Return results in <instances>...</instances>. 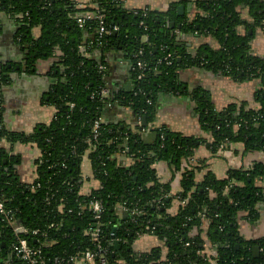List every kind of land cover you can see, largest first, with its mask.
Masks as SVG:
<instances>
[{"label": "trees", "instance_id": "16d2710c", "mask_svg": "<svg viewBox=\"0 0 264 264\" xmlns=\"http://www.w3.org/2000/svg\"><path fill=\"white\" fill-rule=\"evenodd\" d=\"M124 1L93 0V7H79L76 0H0V12L16 21L15 38L26 53L25 64L17 71L32 72L39 59L55 60L51 73L56 85L49 102L56 111L49 124L31 134L9 133L2 124L0 108V141L7 138L36 144L42 152L38 178L31 184L18 178L15 156L0 154V197L14 209V222L26 229L20 236L30 245H41L48 257L64 249L70 253L92 247L85 230L94 222L91 203L100 199L105 206L101 227L103 243L109 247V264H264V238L244 239L237 222L242 211L255 218L256 207L264 203V190L256 185L264 179L263 163H255L247 171L231 169L225 179L208 173L198 182L195 168L189 169L188 164L202 138L161 127L155 129L154 141L146 143L141 134L144 122L135 130H126L104 120L109 104L117 102L128 106L137 121L153 120L160 93L187 91L178 70L198 67L236 81L260 83L258 110L229 107L227 113L216 111L209 98L193 93L200 105L202 127L213 136L209 143L212 152L236 143H242L246 151L264 152V58L250 54V35L237 30L243 22L239 8L248 6L253 20L248 27L264 31V4L261 0H197L203 14L190 19L178 14L176 3L166 12L149 8L129 11ZM98 9L106 14L109 28L119 26L117 32L100 37L96 19L79 26L81 14ZM189 34L211 35L220 47L201 45L188 52L182 36ZM140 50L147 66L142 81L132 70ZM126 52L134 83L129 92L115 90L109 78L115 54ZM168 53L173 56L170 64L164 60ZM101 64L107 66L104 73L99 70ZM9 81L2 73L0 89ZM101 87L110 90L109 97L101 98ZM99 118L104 121L95 140L93 128ZM120 155L128 157L131 164L121 161ZM85 156L98 181L86 194L81 189ZM160 161L169 164L174 176L182 174L176 195L172 194L173 179L166 183L159 179L154 164ZM174 199H187V203L180 204L172 215L169 209ZM136 210L140 213L135 215ZM36 229L47 236L33 235ZM113 233L120 238L116 253ZM146 234L156 236L163 245L136 251V239ZM15 237L0 215V264L8 259ZM207 243L214 248L213 255L205 252ZM256 245L262 249L258 256L253 251Z\"/></svg>", "mask_w": 264, "mask_h": 264}, {"label": "crops", "instance_id": "0c3cea01", "mask_svg": "<svg viewBox=\"0 0 264 264\" xmlns=\"http://www.w3.org/2000/svg\"><path fill=\"white\" fill-rule=\"evenodd\" d=\"M79 7H93V0H76ZM197 0H125L124 7L129 11L149 8L166 12L172 4L184 6V12L178 14L192 19L196 13H202L196 5ZM264 4V0H261ZM203 14V13H202ZM239 17L242 23L237 27L239 33L248 32V51L250 54L264 58V31L261 28L252 30L248 27L252 23V13L248 6L239 8ZM18 25L5 12H0V73H5L10 81L4 83L0 89L1 113L4 128L13 134H31L37 127L47 125L54 117L56 108L49 102L50 92L56 85L51 69L55 60L53 58L39 59L32 72L22 69L26 61V53L16 41L15 35ZM36 35L39 30H36ZM184 47L188 52H195L201 45L217 49L220 42L213 36L195 37L191 34L182 36ZM109 68L110 83L117 91L129 92L133 89L131 66L127 56L122 60L114 61ZM19 67V68H18ZM178 78L186 92H162L158 98L157 112L153 120L147 121V126L141 129L142 138L151 143L156 137L155 129L165 127L174 133L196 136L202 141L195 151L189 169L195 168V177L201 182L208 173L218 179H225L231 169L250 170L255 163L264 164V152L260 150L246 151L242 143L231 144L218 152H212L209 143L213 141L211 133L205 131L201 123L200 105L194 92L209 98L216 111L228 112V108L237 110H258L260 103L256 92L260 87L258 80L236 81L229 76L198 67L186 66L178 70ZM104 120L111 125L123 129H137L138 121L134 112L125 105L117 102L108 107ZM0 154L7 157L15 156L18 164L15 171L23 183H33L38 178V160L42 152L36 144L15 142L4 138L0 141ZM7 162V158H4ZM120 160L126 165L131 164L128 157L120 155ZM187 165V162H185ZM161 182L172 180V194L180 191L181 172L173 175L169 164L160 161L154 164ZM187 167V166H186ZM194 170V169H193ZM83 185L82 192L88 193L98 184L93 176L92 164L88 156L84 157L82 164ZM174 176V177H173ZM256 185L264 190V179L256 181ZM180 201L174 199L169 209L172 215L177 214ZM255 218L248 217V212L242 211L237 217L240 235L246 240H259L264 238V203L256 207ZM163 243L154 235H142L135 241V249L146 252L154 247H161ZM208 255H213L214 248L207 243ZM261 251V250H260ZM260 253V252H259ZM165 254V253H164ZM163 254V255H164ZM165 256V255H164Z\"/></svg>", "mask_w": 264, "mask_h": 264}, {"label": "built area", "instance_id": "2783aa9c", "mask_svg": "<svg viewBox=\"0 0 264 264\" xmlns=\"http://www.w3.org/2000/svg\"><path fill=\"white\" fill-rule=\"evenodd\" d=\"M106 14L98 9L93 13H83L78 18V24L80 27H84L85 23L91 19H96L98 22L97 31L100 37H104L105 35H110L112 32H117L119 30L118 25H114L109 28L105 21ZM143 25V22L141 23ZM147 36L143 39L146 40ZM143 55V51L140 50L136 53V62L132 67V70L136 72L137 80L142 81L145 77V70L147 68L145 61L141 58ZM173 56L168 53L164 60L170 64L172 62ZM100 72L104 73L107 71V66L101 64L99 66ZM141 91V89H140ZM99 95L101 98H107L110 96V90L107 87H101L99 90ZM151 103V101H148ZM114 103L109 104V107H112ZM73 106V104H72ZM103 118H99L95 121L93 132L95 140H97L100 134L101 124L103 123ZM144 122V119L141 118L138 120V124L141 125ZM225 145L221 146V149H224ZM181 204L184 205L187 203V199L180 200ZM122 211L126 210L124 205H120ZM91 209L94 217V222L89 225V227L85 230V234L91 238L92 247H87L86 249H79L76 252H68L67 249H64L62 253H58L53 257H48L44 254L43 247L41 245H30L26 238L20 236L21 232H25L26 229L22 225H18L14 222V209L7 207L5 201L0 197V215L4 218V220L13 228L15 233L16 241L10 247V255L8 259H6L1 264H109L108 253L109 247L104 245L103 243V231L101 227V220L103 214L105 212V206L102 200L94 199L91 203ZM133 213L139 214L140 211H133ZM202 216V213L199 214ZM50 227H53L51 225ZM33 235L46 237V232H40L39 230H33ZM113 235L114 243L115 241H120V238L116 236L114 238L115 233ZM152 235V234H146ZM189 245V244H187ZM260 250H262L260 248ZM116 253L117 251H113ZM200 264V263H195Z\"/></svg>", "mask_w": 264, "mask_h": 264}, {"label": "water", "instance_id": "95a60500", "mask_svg": "<svg viewBox=\"0 0 264 264\" xmlns=\"http://www.w3.org/2000/svg\"><path fill=\"white\" fill-rule=\"evenodd\" d=\"M178 11H179L180 14H182V12H184V6H179L178 7ZM171 25L175 26L176 24H175V22H172ZM177 26H180V25H177ZM124 56H128V53L126 52L124 54ZM115 58L117 60H122L123 54H121V53L118 54L117 53V54H115ZM179 61H180V59H179ZM0 75H2V72L0 73ZM144 126H147V119L146 118H144ZM116 236L117 235L115 234L114 238H116ZM119 248H120V245H119L118 241H115V250H118ZM253 251H254L255 256H258L259 252H260V246H258V245L254 246Z\"/></svg>", "mask_w": 264, "mask_h": 264}]
</instances>
